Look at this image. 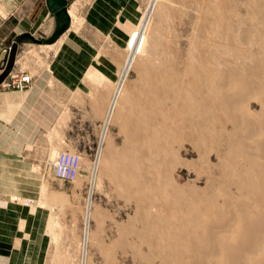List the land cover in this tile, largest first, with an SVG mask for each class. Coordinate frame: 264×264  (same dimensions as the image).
<instances>
[{
  "label": "rangeland",
  "instance_id": "1",
  "mask_svg": "<svg viewBox=\"0 0 264 264\" xmlns=\"http://www.w3.org/2000/svg\"><path fill=\"white\" fill-rule=\"evenodd\" d=\"M149 9L151 14L147 22L148 26L146 25L144 29L147 49L145 48L144 54L139 53L136 56L128 71L118 101V121L111 124L108 131L110 152L108 153L106 147L102 152L97 164L96 184L93 187L91 176L97 162L106 110L114 91L120 85L126 60L130 56V51L127 49L128 38L130 32L143 23V17ZM86 13L88 17L87 26L83 29V40L87 43H96L100 47L98 55L100 64L108 59L114 65L99 64L92 67L91 71L87 72L88 75L85 73L82 97L66 99L65 112L59 123L66 129V140L63 139L61 146H56L54 140H50V149L53 146H56V149L42 154L43 160L47 162L44 164L43 161L36 167L43 181L41 186L45 184L42 198L38 202L35 200L37 196L40 197L41 188H38L35 195L29 197L31 200L25 202L44 205L49 209L45 211L48 215L44 219V233L41 234L40 227L35 224L34 219L28 221L33 230L27 242L31 249L29 252L32 253L31 264H83L84 262V264H169L167 259L154 255L151 247L154 245L153 247L156 246L159 251L163 249L170 253L171 245L166 247L165 244L173 242L174 239L167 233H174L178 229L176 225L170 224L176 222L174 217L167 216L163 221L161 215L159 216L163 211L151 203L153 196L148 191L150 192L153 180L154 184L161 183L159 190H156L157 195L153 198L161 197L164 202H170L169 197L171 200L174 197L170 191L171 185L183 191L185 198L177 205L174 200L173 210L176 206L183 207L184 210V206L196 198L194 192L198 188L204 193L200 194L203 196L200 199H204L205 206L208 205L211 196L218 198L219 203L223 201L224 196H229L234 201L232 205L237 215L243 213L242 219L247 216L246 213L254 214L252 211L255 204L252 199L254 197L249 193L244 182L236 180L234 176L236 172L233 170L223 173L222 167L219 166V157H223L226 151L225 144L219 136L210 139V144H207L209 146H206L207 150L203 148L198 150L194 147V141L187 139V129H181V134L176 133L172 139L174 147H172L171 162L173 163L168 167L169 170L167 169L169 173L165 168L160 170V173L165 171L167 173V175L163 174L162 178L155 179L152 176L150 165L154 166L155 163L151 164L148 156H144L145 159L140 161V167L135 164V155L129 154L130 150L134 152L133 145L131 149L127 147L131 143L127 139L126 131H130V127H133L134 120L139 118L149 120L143 109L150 111L155 107L153 104L145 108L142 103L144 80L148 78V73L152 69L157 70L160 75H170L168 90L169 92L171 90L172 96H175L180 89L179 95L183 94L180 101L186 97L189 101L196 98L204 104H212L210 106H213L210 97L214 98L218 90L222 89L221 105L232 109H229V112L226 110L227 116H220L224 117L223 119L216 117V125L214 122L212 127L216 126L220 129L225 123L228 124L229 129H232L230 117L233 116H239L241 120L245 117H251L253 121L264 120V0H127L124 5L121 0H94L91 9ZM76 16L75 14L74 23H79L80 19ZM125 33H127L126 45L122 39ZM70 84V82L66 83L67 86ZM104 94H108V97L105 109L102 110L100 101ZM170 99L165 106L167 108L173 106L174 110L178 109L177 112L182 111L180 107L177 108L179 97L176 98V102ZM208 101L210 103H207ZM158 107L160 108L159 104ZM155 109L158 110L157 107ZM155 114L160 118L158 120L156 117L155 126L159 123L162 127L161 114L159 115L157 111ZM220 119L224 120L223 123ZM169 123L172 126L175 120ZM146 148L145 146L142 150V146L136 147L144 153L145 150L147 151ZM63 149L80 151L83 156L82 168L73 181L59 179L50 167L51 159ZM239 159L241 162L244 160L243 157ZM181 161H188L192 166L181 167ZM129 162L134 163L132 169L135 167V172L130 167V170L125 168L132 167ZM137 166L142 171H137ZM145 171H148L145 180H149L148 184H150L147 185L146 181L134 183L137 176L145 174ZM91 190L93 207L89 223L90 235L86 242V210ZM142 190L144 195L141 194ZM53 195H58L60 200L53 201ZM26 198L28 197L20 198L18 201L23 202ZM237 204L241 208L237 207ZM246 205L247 211L252 210L249 213L242 210L246 209L244 208ZM36 212V208L29 209V214L34 217ZM188 212L197 220L186 218V224H191L192 221L196 224L201 223L198 220L202 218L194 209ZM240 219L238 222H243ZM215 222L218 223L216 220ZM215 222H212L214 227L222 226L220 224L222 222L217 226ZM236 228L232 227L239 233L241 230L238 226ZM160 235L165 243L164 247L155 242L161 239ZM151 238L154 244L149 242L148 239ZM247 256L251 257L250 254Z\"/></svg>",
  "mask_w": 264,
  "mask_h": 264
},
{
  "label": "bare ground",
  "instance_id": "2",
  "mask_svg": "<svg viewBox=\"0 0 264 264\" xmlns=\"http://www.w3.org/2000/svg\"><path fill=\"white\" fill-rule=\"evenodd\" d=\"M150 7L152 8V6ZM153 10H154V7H153ZM150 14H151V9H149L148 12L145 13L143 17L144 20L142 19L143 23L140 24L137 28H135V30L131 31L130 36L128 38L127 49L128 51H130V56L126 60L125 68L120 78V85L119 87L117 86L118 88L114 91L113 97L110 100L108 108L106 110V116L104 119L101 139L99 143L100 146H99L97 162L95 164V167L92 171V176H91V181H92L91 183L93 187L96 184L97 164L99 163V160L101 159L102 152L105 149V147L108 153L110 152L111 146H109V142H108V137H107L108 131H109L110 125L113 124L115 121L116 122L118 121L117 119V112H118L117 108L119 104L118 101L121 98L122 90L126 82L128 71L130 67L133 65L136 59V56L139 53L144 54V50L146 48L147 41H146V36L144 34V29L145 27L148 26L147 22H148ZM50 44L51 43H49L48 45ZM149 73H148V78L144 80V85L142 87L141 100L145 108H149L153 104L155 105V107L150 111L149 109H143L145 112V115L149 117L148 118L149 120H143L141 118H139L140 119L139 120L136 117V119L138 120H134L133 127H130L131 128L130 131L129 130L126 131L127 139L129 143H131L129 145L130 147L127 146L128 148L131 149L132 145L133 146L135 145L136 147L142 146V150H143V147L145 146L147 147L146 148L147 151L145 150V153H144V151L142 152V150H137L136 147L134 148L132 146V148L134 149V152L130 150L129 154L132 153L135 155L134 157L137 159V160L135 159V164L137 163L138 166L140 167L141 166L139 164L140 161L142 162L145 159L144 156H148L149 157L148 160L150 161V163L151 164L155 163L154 166L150 165V170L153 173L152 176L155 179L162 178V176L164 177L166 171L165 173L164 172L160 173V170L162 168H165L167 170L169 166L171 167V163H173L171 162L173 158L172 147H174L172 146V139L176 133L181 134L180 132L181 129H184V128L187 129L188 131V134L186 135L187 139L188 140L192 139L194 141V147L198 150H200L201 148L207 150L208 148L206 146H209L207 144L210 142V139H213L214 137L219 136L220 138H222L225 144V148H226V151L224 153L225 155L223 154V157L221 158L219 157V163H220L219 166L222 167L223 173L233 171V170L234 172H236L234 174L236 180L238 181L241 180L244 182L249 193L254 197L252 199H254V204H255L254 210L253 211L249 210V211L254 212V214L246 213L247 216L244 215L246 216L245 217L246 219L243 216V218L245 219L244 220L241 218L243 213L237 215V213L235 212V209L233 208V205H232L233 200L229 196H224V197L222 196L223 201L221 203L218 202V198L216 199L215 196L214 197L211 196L210 199L208 198L209 200L205 198L209 202L208 205L205 206L204 201H203L204 199L203 198L200 199V197H203L200 194H204V193L199 191V188H198V190L196 189L197 191L194 192L196 193V196H195L196 198L193 200L189 199L190 202L188 201L189 203L187 204V206H184V210H183V207L177 208V206H176V209L173 210L172 202L176 200L175 202L177 205V203H179L185 198V197L183 198V194H182L183 191L179 189L178 187L171 185L170 191L174 194V197L172 200L169 197L170 202L168 201L164 202L163 199L159 195L158 196L162 200H160V198L158 199V197L153 198L155 195H157L156 190L158 191L159 186L161 185L160 182H159L160 185L157 184L156 182L154 184V180H153V183L150 185L152 189V190L150 189V192L148 191V188L146 186V191H148L149 194L152 193V196H153L151 199L152 201L151 203L160 207L159 209L163 211V212L161 211L162 213H159V216L161 215V219L163 221L165 218H167V216L174 217L176 222H173V224L170 222L169 223L171 225H176L178 230H176V232L174 233L169 232V230L167 231L169 232L167 234L171 236L172 239H174V241L171 243H167V244L163 243V240H162L163 238L161 235H160L161 239H158L157 241H155L159 244V246L161 245V247L164 244L166 245V247L171 245L172 249L170 253H168L169 252L168 250H165L167 252L166 253L163 249L162 251H159V248L157 249L156 246L153 247L154 245H152L151 247V249H153L152 253L154 255L160 256L162 259H167L169 264H264V120L262 121L254 120L253 121L251 117H248V118L245 117V119L241 120L239 116L236 117L232 115L233 117H230L232 127H233L232 129H229L228 124H225V123L221 125L220 129L216 128V126L212 127V124L215 121H217L216 117L222 118L220 116H223V115L227 116L226 110L228 111L229 109H232L230 106H228L230 107L228 109V108H225V106L221 105L220 95L222 94V89L218 90L214 98L210 97L214 99L213 101L212 99L210 100L213 103V106H210L212 104L210 105L204 104L199 99H196V98H193L189 101L188 97H186L184 99L182 98L183 101H180L181 96H183V94L179 95L180 89H178L179 92L175 94V96H172L170 93L171 90L170 92L168 90V88L170 87V84H168L170 75H167V74L160 75L157 73V70L153 71V69ZM201 78L205 79L204 77H201ZM217 87L220 88L219 84H217ZM210 91L212 92V90ZM170 97H172V99H170ZM178 97L179 99H178L177 108L180 107L182 111L180 110V112H177L178 109L174 110L175 108L173 106H169L170 108H167L165 106V104L168 103L167 102L168 99L170 100L174 99V102H176L177 101L176 98ZM210 101H208L207 103H210ZM158 104L160 105V108L158 107ZM156 107L158 108V110L155 109ZM156 111L159 112V115L161 114L160 117H162V120H163L162 127L159 123H158V126H155L154 124L156 117L158 120L160 119L158 118V116H156L155 114ZM263 112H264V109H263ZM163 113L165 114L164 116H163ZM174 113L176 114V116ZM119 117L120 116H118V118ZM174 120H175L174 125L170 126L169 122H174ZM221 121L223 123L224 120H221ZM215 125H216V122H215ZM240 157L244 158L243 162L240 161L239 159ZM136 161H139V162H136ZM133 164H131L132 167L127 166L125 168L129 169L130 167L132 169ZM184 165L192 166L191 163L189 164L188 161L182 162L180 166L182 167ZM138 166L136 167L138 168L137 171L139 172L142 171V169H140ZM132 170L134 171L135 167ZM148 171H145L144 172L145 174L143 173L140 175L136 174L138 176L134 183H140L141 181L143 182L146 181L147 185H149L150 184V183L148 184L149 180H145V177L148 176V174H146V172ZM214 182H215V179H214ZM212 184H213V181H212ZM242 187H244V185ZM242 187H240V189L246 190ZM210 189H211V186H210ZM91 194H92V190L90 191V197L87 202V210H86V224H87V229L85 233L86 242L89 239V235H90L89 223H90V219L92 215L91 209L93 207V201L91 198ZM141 194L144 195V191L143 193L141 192ZM160 194H161V191H160ZM242 198H239V199L241 200ZM63 199L65 200L64 197ZM52 200L58 202L60 200V197L58 195H53ZM247 201H245V203ZM43 204H44V201H43ZM46 204L47 202L45 201V205ZM238 206L239 204H237V207ZM244 208L246 209H242V210L243 211L246 210V212L249 213V211H247L248 210L247 205L246 207L244 206ZM190 209H194L195 212L202 218L201 220H198V222L200 221L201 223L196 224L192 221L191 224L189 223L186 224L187 223L186 218L191 219L193 217V216H190L188 212L190 211ZM212 213H213V217H211ZM240 218L243 220V222L241 223L238 222V219ZM193 220H197V219H193ZM215 220L218 221V223L222 222L220 223L222 226H220L219 228L214 227L213 226L214 224L212 222L213 221L215 222ZM216 223L217 222H215V226L218 225V223L217 224ZM189 226H190V229L192 226L191 230L189 229ZM237 226L241 230L239 231V233L233 230ZM148 240L149 242L150 241L152 242V238L151 240L150 239ZM153 240H156V239H153ZM151 244H154V243L152 242ZM247 254L248 255L250 254L251 257H248ZM85 255H86V252H85ZM250 262H253V263H250Z\"/></svg>",
  "mask_w": 264,
  "mask_h": 264
},
{
  "label": "crops",
  "instance_id": "3",
  "mask_svg": "<svg viewBox=\"0 0 264 264\" xmlns=\"http://www.w3.org/2000/svg\"><path fill=\"white\" fill-rule=\"evenodd\" d=\"M93 1L70 0V27L50 45L19 43L10 75L30 74L32 81L28 88L0 86V264H31L32 253L27 242L33 230L29 220L34 219L41 234L44 233V219L48 215L45 211L49 207L25 201L31 200L29 197L38 188H41L40 197L35 200L42 198L45 184L41 186L43 181L36 167L47 162L42 154L53 151L66 140V129L59 124L66 99L82 97L85 73L100 64V47L82 38L87 26L86 11L91 9ZM121 1L124 5L127 0ZM75 14L79 23H74ZM54 28V16L45 0H0V46L11 44L23 32L47 37ZM122 39L126 45L127 33ZM106 60L100 65H114ZM107 97L108 94L101 97L102 110ZM50 140L56 143L52 149ZM23 197L28 198L18 201ZM35 208L34 217L29 209Z\"/></svg>",
  "mask_w": 264,
  "mask_h": 264
},
{
  "label": "built area",
  "instance_id": "4",
  "mask_svg": "<svg viewBox=\"0 0 264 264\" xmlns=\"http://www.w3.org/2000/svg\"><path fill=\"white\" fill-rule=\"evenodd\" d=\"M10 44L0 46V72L5 62L3 56L8 52ZM11 73V72H10ZM9 75L1 82L2 87L24 89L31 84L32 77L28 73H18ZM82 153L77 150L63 149L59 150L50 161V167L53 174L59 179L73 181L77 178L82 168Z\"/></svg>",
  "mask_w": 264,
  "mask_h": 264
},
{
  "label": "water",
  "instance_id": "5",
  "mask_svg": "<svg viewBox=\"0 0 264 264\" xmlns=\"http://www.w3.org/2000/svg\"><path fill=\"white\" fill-rule=\"evenodd\" d=\"M69 3L70 0H45L47 8L53 13L55 28L47 37H35L30 32H23L16 35L10 44L8 52H6L3 56L5 65L0 72V82L9 75L13 68L19 43H51L70 27L71 15L68 10Z\"/></svg>",
  "mask_w": 264,
  "mask_h": 264
}]
</instances>
